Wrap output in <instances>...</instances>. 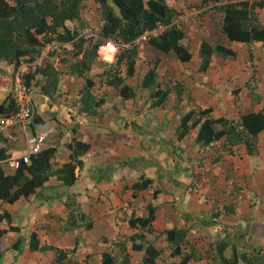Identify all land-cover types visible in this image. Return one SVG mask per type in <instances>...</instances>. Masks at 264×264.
<instances>
[{"label": "crops", "instance_id": "0c3cea01", "mask_svg": "<svg viewBox=\"0 0 264 264\" xmlns=\"http://www.w3.org/2000/svg\"><path fill=\"white\" fill-rule=\"evenodd\" d=\"M252 42L234 43L252 48ZM46 46L35 58L40 66ZM154 51L149 60L136 47L126 98L100 68L98 75L90 68L69 72L61 49V60L49 61L51 77L39 70L30 80L33 123L14 139L0 131V150L3 159L16 156L25 149L24 136L45 134L51 174L34 193L0 201V264H58L35 248L40 245L64 251L67 264H143L147 247L155 254L151 264H179L183 257L184 264H264V128L253 154L242 143L227 146L224 135L195 142L204 118H236L264 105L241 90L233 94L239 86L219 92L227 71L213 69L216 62L200 70L199 63L187 64L191 54L181 62L172 51ZM12 70L0 59V105L10 94ZM124 73L120 64L117 76ZM189 110V122H198L179 139V120ZM69 161L72 172L62 168ZM0 169L14 173L4 164ZM67 203L75 209L71 225ZM170 229L183 231L177 254L166 242Z\"/></svg>", "mask_w": 264, "mask_h": 264}, {"label": "trees", "instance_id": "16d2710c", "mask_svg": "<svg viewBox=\"0 0 264 264\" xmlns=\"http://www.w3.org/2000/svg\"><path fill=\"white\" fill-rule=\"evenodd\" d=\"M86 1L88 0H0V59L11 63L13 69L20 63L26 64L27 70L22 75L25 85L28 86L39 70H45L48 77L55 72L49 61L55 57L58 60L62 58L58 57L55 49L45 52L41 66L35 62L37 52L52 40L62 45L60 49L64 53L62 56L65 66L71 68L70 70L77 75L83 73L78 52L74 48L80 43L82 37L78 34L74 20L78 17L80 5ZM93 1L97 2L101 8L102 20L98 34L102 39L109 38L118 44L119 53L114 56V64L121 63L125 73L123 77H119L116 72V76L110 81L119 87V94L123 98L128 96L129 88L125 84V79L132 76L134 71L136 42L140 40L139 36L145 34L143 42L161 53L172 51L181 62H187L190 59V52L183 45V35L173 23L175 0H110L111 5L107 3L108 0ZM217 1L222 13L221 31L227 40L239 43L257 41L264 44V22H259L252 13L255 7L264 8V0ZM156 22L163 26L162 29L155 35H148V30L155 26ZM66 45L69 47H65ZM198 53L201 56L198 65L200 70L213 64L218 54L231 58L236 55L235 51L229 47L221 44L210 46L205 41H200ZM107 59H110V54L107 55ZM88 85L85 80L83 88L85 97L89 95ZM5 101L0 105L2 114H7L14 108L10 94ZM98 103L99 101L95 105ZM209 110V107L201 109L198 114L203 116ZM192 113L193 110H189L180 118L176 129L179 139L189 128L196 126L198 121L189 122ZM263 128L264 109L255 113H244L236 118L222 116L212 119L204 118L199 122L195 142L206 145L218 136L224 135L227 146L242 143L247 153L253 154L256 151L254 140L256 133ZM52 152V148L41 149L31 155L28 163H22L12 175H4L0 169V201L12 202L19 196L26 197L34 193L51 174L49 157ZM3 158L4 154L0 150V160ZM62 168L72 172L73 165L69 161ZM24 171L29 174L28 178L23 175ZM67 206H69L67 223L71 225L75 209L69 203ZM76 213L80 219L82 213L78 211ZM182 236L183 231L178 229H170L166 232V242L171 247L172 254L178 253V244ZM30 239L32 243L33 233ZM35 248L42 253L49 252L58 264H67L62 262L65 252L57 247L40 245ZM154 256L153 249L147 247L142 263L151 264ZM183 258L179 264H184Z\"/></svg>", "mask_w": 264, "mask_h": 264}, {"label": "rangeland", "instance_id": "374dc122", "mask_svg": "<svg viewBox=\"0 0 264 264\" xmlns=\"http://www.w3.org/2000/svg\"><path fill=\"white\" fill-rule=\"evenodd\" d=\"M107 3L111 5L110 0H108ZM175 3L173 23L176 29L181 31L183 35V45L190 52L192 59L187 64L191 67L194 62L195 64L199 63L198 60H200L201 57L198 53L200 41H205L210 46L221 44L232 48L235 50V57L231 58L218 54L215 58L214 63H216L213 69L219 71V68L223 66V69L227 71L225 74V81L219 82L217 89L220 92L226 86H239L233 94H237V90H241V96L248 97L251 100H259V102L264 105V44L250 41L254 44L252 48L249 45L237 47L238 43L227 40L221 31L222 13L217 0H175ZM111 7L116 11L113 6ZM252 13L259 22H264V8L255 7ZM101 20V8L97 2L88 0L83 5H80L78 17L74 20V23L82 40L78 45H75L74 48L78 52L82 72L90 68L95 75H98L99 72L97 70L100 68L104 72L103 75H105L103 79L110 80L112 77L116 76L115 73L119 69L121 63L115 65V57L110 60H105L97 52L98 46L103 40L98 34ZM162 27L161 24L156 22L155 26L150 27L147 33L148 35H155ZM142 42L143 39L136 42L137 46H139L140 54L142 57L151 60L152 57L147 56L156 52L154 48L152 50V47ZM142 45L145 46L143 47ZM61 51V53L64 54L62 49ZM118 53L119 50L117 48L114 56ZM61 63L64 64V60H62ZM148 64L149 62H144V66L141 70ZM70 69L71 68H68L69 72H72V69ZM211 70L212 69H208V73H212ZM218 73L219 72H217L216 75H218ZM191 85L192 87H196L197 81L191 83ZM176 86L177 85L170 87ZM176 95L178 96V94ZM213 96L214 95H211L212 98H214ZM185 100L188 101L189 97L187 96Z\"/></svg>", "mask_w": 264, "mask_h": 264}, {"label": "built area", "instance_id": "2783aa9c", "mask_svg": "<svg viewBox=\"0 0 264 264\" xmlns=\"http://www.w3.org/2000/svg\"><path fill=\"white\" fill-rule=\"evenodd\" d=\"M144 35L139 36L138 39H144ZM62 45H59L55 40L47 43L45 51L60 49ZM118 44L111 39H103L98 46L97 52L105 60H110L114 57ZM110 54V59L106 58V55ZM22 65V63H20ZM19 65V66H20ZM23 71L16 67L11 72V86H10V98L14 103V108L7 114L0 113V131L9 130L6 137L14 139L17 132L23 131L28 128L34 120L35 110L29 100L28 86L25 85L22 79ZM45 142V134L30 132L24 136L25 149L18 155H10L9 157L0 160V165L4 164L6 169L15 171L22 163L29 162L31 155L36 154L42 149Z\"/></svg>", "mask_w": 264, "mask_h": 264}]
</instances>
